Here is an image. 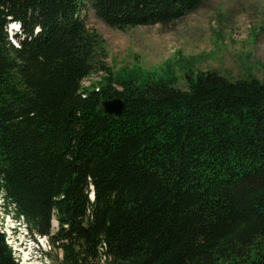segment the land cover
Returning <instances> with one entry per match:
<instances>
[{"label": "trees", "instance_id": "1", "mask_svg": "<svg viewBox=\"0 0 264 264\" xmlns=\"http://www.w3.org/2000/svg\"><path fill=\"white\" fill-rule=\"evenodd\" d=\"M203 1L0 0V207L61 264H264V77L117 78L81 16L167 26Z\"/></svg>", "mask_w": 264, "mask_h": 264}, {"label": "rangeland", "instance_id": "2", "mask_svg": "<svg viewBox=\"0 0 264 264\" xmlns=\"http://www.w3.org/2000/svg\"><path fill=\"white\" fill-rule=\"evenodd\" d=\"M81 16L105 39V63L117 78L134 76L137 82L138 78H163L170 80L172 87L186 90L189 76L194 78L199 71L215 69L231 77H264V0H204L198 9L167 26H137L124 31L106 25L91 7L84 8ZM17 28L16 24L8 25L9 36ZM12 42L16 44L13 37ZM99 76L92 74L82 84L87 86ZM5 216L0 207V226L7 230L15 220L12 214ZM53 222L51 228L55 231ZM38 240L48 255L35 260L29 254L31 259L26 261V254L18 252V261L61 264V252L48 243V238Z\"/></svg>", "mask_w": 264, "mask_h": 264}, {"label": "water", "instance_id": "3", "mask_svg": "<svg viewBox=\"0 0 264 264\" xmlns=\"http://www.w3.org/2000/svg\"><path fill=\"white\" fill-rule=\"evenodd\" d=\"M103 111L107 114L119 115L123 107V100L119 97H114L101 101ZM93 197V193H92ZM117 264H127L126 262L118 261Z\"/></svg>", "mask_w": 264, "mask_h": 264}, {"label": "built area", "instance_id": "4", "mask_svg": "<svg viewBox=\"0 0 264 264\" xmlns=\"http://www.w3.org/2000/svg\"><path fill=\"white\" fill-rule=\"evenodd\" d=\"M19 221L22 223L21 224V226H22V228H23V230L25 229V232H27V227H26V225H25V223L23 222V220L20 218L19 219ZM1 225V224H0ZM2 227L0 226V230L2 231V232H5L6 233V241H7V243L9 244V245H11L12 246V251H13V253H14V255H16L17 254V247L15 246V245H13L12 244V241H10V240H12L11 239V237H10V230L9 229H7V230H5V229H1ZM39 237V236H38ZM38 237H37V242H39L40 244H42V245H44L43 244V242H41L40 240H38ZM41 239V238H40ZM33 246H35L36 248H38V244L37 243H34L33 242ZM37 252V251H36ZM103 259H104V257H103Z\"/></svg>", "mask_w": 264, "mask_h": 264}, {"label": "bare ground", "instance_id": "5", "mask_svg": "<svg viewBox=\"0 0 264 264\" xmlns=\"http://www.w3.org/2000/svg\"><path fill=\"white\" fill-rule=\"evenodd\" d=\"M11 24H16L17 25V29H16V31H18V29H19V25L17 24V23H15V22H12ZM54 224H55V222H53ZM103 261V260H102Z\"/></svg>", "mask_w": 264, "mask_h": 264}]
</instances>
